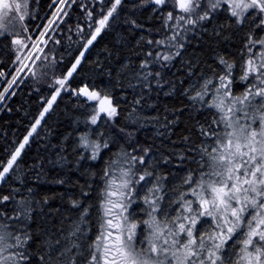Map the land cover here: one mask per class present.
<instances>
[{
	"label": "snow or ice",
	"instance_id": "obj_1",
	"mask_svg": "<svg viewBox=\"0 0 264 264\" xmlns=\"http://www.w3.org/2000/svg\"><path fill=\"white\" fill-rule=\"evenodd\" d=\"M43 7L0 0V112H12L22 86L42 102L0 145V264H264V0ZM107 35L112 49L89 61ZM64 97L81 111L74 143L65 136L54 158L37 155L29 169L59 171L71 154L79 168L108 152L94 236L91 184L59 194L72 215L21 170Z\"/></svg>",
	"mask_w": 264,
	"mask_h": 264
},
{
	"label": "trees",
	"instance_id": "obj_2",
	"mask_svg": "<svg viewBox=\"0 0 264 264\" xmlns=\"http://www.w3.org/2000/svg\"><path fill=\"white\" fill-rule=\"evenodd\" d=\"M41 5V13L46 9L43 7L49 0H39ZM35 7V4L33 5ZM74 23L73 21H70ZM105 47L112 49V35L103 36L99 39L96 47L87 54L89 61H94L99 54L101 59L105 58L104 49ZM211 63V61H209ZM107 64V61H106ZM90 64H85V74L92 75L90 71ZM7 70V69H6ZM106 79V77H105ZM79 77L77 78V82ZM23 91L18 92L17 96L9 102V106L12 107L11 113L0 112V145H3L5 140L11 142L16 137H19L24 131V128L29 124L31 115L36 113L40 103L39 96L34 94L28 86H22ZM117 97L120 96L119 91L116 93ZM131 97H129V100ZM164 103H176L173 98L161 97ZM123 103V101H121ZM59 106L51 113L47 118V123L39 129V136L32 143L30 149L27 150V155H25L23 163L21 165V170L24 174L25 183L30 187H35L40 194H52L56 193L57 197L50 202L51 207H59L62 203L64 204L63 212H71L72 215H76V212L72 209V206L67 202V195L60 198L61 193H66L67 191H72L79 193L80 185L89 183L92 185V189L89 193L88 199L85 200V204L91 203L92 207L90 209L91 215V226L93 236L98 232V216H99V199L101 198V189L103 188V183L100 179V170L104 167V160L108 156V152L105 151L102 154V158L96 161L84 160L81 161V166L76 168L73 163L76 159V154H71L69 156V161L67 167L54 171L50 168L48 164H45V173H40L38 168L29 169V166L33 162V157L40 155L48 158H54V153L58 149L54 148V145H60L65 136L69 137V143H74V138L76 134L77 125L75 123L76 117L81 115V111L74 107L75 102L69 100L68 97H64L63 100L58 102ZM19 105V107H17ZM27 113V115H26ZM123 121V117H121ZM84 126L81 123L79 125V130H83ZM71 134V135H69ZM152 134L151 127L141 130L138 133L140 139H144L146 136ZM115 150V149H113ZM95 170L98 175L93 178L90 177L88 170ZM37 173H40L37 176ZM57 175H67L68 183L60 185L53 182L54 176ZM79 181V183H77Z\"/></svg>",
	"mask_w": 264,
	"mask_h": 264
},
{
	"label": "flooded vegetation",
	"instance_id": "obj_3",
	"mask_svg": "<svg viewBox=\"0 0 264 264\" xmlns=\"http://www.w3.org/2000/svg\"><path fill=\"white\" fill-rule=\"evenodd\" d=\"M41 15H43V12L41 13ZM41 21L37 20L36 23H40Z\"/></svg>",
	"mask_w": 264,
	"mask_h": 264
}]
</instances>
